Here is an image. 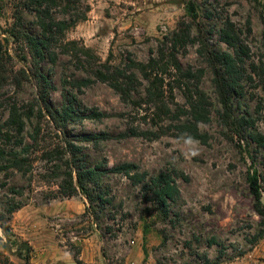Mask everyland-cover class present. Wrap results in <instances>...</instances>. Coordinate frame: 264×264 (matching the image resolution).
<instances>
[{"label": "rangeland", "instance_id": "374dc122", "mask_svg": "<svg viewBox=\"0 0 264 264\" xmlns=\"http://www.w3.org/2000/svg\"><path fill=\"white\" fill-rule=\"evenodd\" d=\"M70 1L75 5L72 15L85 19L66 32V39L91 49L104 63L112 56L116 67L131 60L147 63L181 23L192 27V41L197 38L199 24L215 50L234 54L223 41V31L229 25L250 52L248 66L264 62V0ZM190 2L199 8L196 23L188 14ZM15 3L0 0V42L20 69L30 64L22 61L9 36ZM26 23L32 35L42 34L34 16L26 15ZM176 54L186 71L204 72L199 81L184 84L191 88L190 93L199 86L207 97L211 120L199 125L200 132L209 137L207 145L176 137L175 126L186 122L185 118L167 121L159 129L132 120L134 109L107 84L96 82L82 91L63 84L90 78L77 69L71 57H63L57 66L44 64V72L52 80L50 104L62 110L72 96L75 99L80 119L69 125L68 136L72 140L107 137L97 147L74 142L83 148L78 158L85 167L104 172L101 186L109 203L96 208L98 219L85 215L89 202L83 194L67 198L60 193L65 169L58 168L62 163H47L40 152L25 154L31 162L27 172L0 169V222L11 227L13 243L26 242L33 248L30 264H264V236L260 237L264 221L254 209L247 182L249 171H258L264 202V146L258 145L264 139L262 76H253L254 81L246 83V95L234 99L236 117H245L254 125L231 137L221 120L213 76L199 43L183 44ZM39 88L35 81L22 89L12 84L0 88V128L14 135L8 150L23 149L16 145L17 133L7 123L12 107L24 112L27 106H35ZM187 94V89H175L178 109H189ZM35 126V118L27 120L21 135L24 146L32 144L29 136ZM161 128L169 131L158 139L121 137L136 129L160 133ZM44 133L58 142L50 125H44ZM2 140L0 144L5 146ZM124 164L135 165L133 172L148 173L146 181L136 184L113 171ZM162 173L172 174L180 191L170 204L167 220L158 217L146 188ZM16 204H21V209L10 215L9 208ZM3 256L24 264L0 228V258Z\"/></svg>", "mask_w": 264, "mask_h": 264}, {"label": "trees", "instance_id": "16d2710c", "mask_svg": "<svg viewBox=\"0 0 264 264\" xmlns=\"http://www.w3.org/2000/svg\"><path fill=\"white\" fill-rule=\"evenodd\" d=\"M15 2L13 7L14 23L9 30V36L19 51L22 61L29 63L30 67L18 69L14 63V57L9 51H4L0 42V88L5 84H12L16 88L22 89L24 84L31 81L40 84V88L35 98L36 105L27 106L24 112L18 110L16 106L12 107L7 122L9 127L17 133L16 145L23 147L22 152L8 150V145L14 139L13 132L6 131L4 133L0 128V139L7 143L5 146L0 144V169L3 172L10 170L27 172L26 169L31 167V162L25 157V154L32 151L42 153V158L47 163L61 162L62 167L59 166L58 169L65 170L60 193L67 198L75 197L79 193L83 194L89 202L85 215L98 219L99 214L96 208L105 206L109 202L106 200L104 189L101 186L104 172L100 168L85 167L78 158L82 154L83 148L74 141L82 144L91 143L97 147L107 137L93 135L77 137L76 140H72L68 136L69 125L80 119L74 108L75 99L72 96L68 101L69 104L62 110H56L50 104L48 95L52 87V80L49 77L50 74L47 75L44 72L45 63L57 66L63 57H71V60L76 63L77 69L85 72L90 78L76 79L73 82L65 80L63 84H71V88L77 91H82L83 88L96 82L107 84L120 96L123 103L134 109L131 114L132 120L139 119L144 125H151L159 129L167 121L178 120L180 122L185 118L186 122L175 126L178 131L176 137L179 140L199 141L207 145L209 137L202 134L199 129L201 123H208L211 120L207 97L199 86L194 90V93H190L191 88L188 84H184L193 79L199 81L204 72L201 70L196 73L192 70L186 71L176 54L178 48L183 44L197 42L200 45V54L205 58L213 76V85L221 106L220 117L229 132L228 136L242 135L246 128L254 125L245 117H236L234 99L243 98L246 95V83L253 82V76H262L264 83V62L261 66L255 64L248 66L247 60H250V52L247 47L240 44V40L232 31L231 26L228 25L227 30L223 31V41L234 50V54L215 50L199 24H197V38H193L194 41H192V27L181 23L179 30L172 34L170 40L167 39L160 43L161 49L147 63L131 60L126 66L116 67L111 63L112 56L104 63L91 49L85 46L80 47L78 42L66 39V32L85 19L72 15V10L75 8L72 1L15 0ZM187 10L192 21L196 23L199 19V8L196 3L190 2ZM26 15L34 16L36 24L42 31L40 36H34L27 30ZM145 83H147L146 86ZM144 86L145 90L141 93ZM177 87L187 89L186 97L189 109L177 108L174 102V91ZM173 106L176 108L173 109ZM33 118L36 119V126L29 136L32 144L24 146V139L21 135L26 130L27 120ZM45 124L50 125L57 132L55 136L58 142H55L51 135L44 133ZM161 129L163 130V128ZM168 131L163 130L156 133L136 129L131 134H123L121 137L132 135L158 139ZM258 145L264 146V139L258 142ZM135 169L136 166L133 164H124L113 171L125 175L136 184L145 182L148 173L133 172ZM247 182L254 200V209L264 221L263 187L258 171L250 170ZM147 187L148 193L152 196L153 203L157 207L158 217L167 220L170 204L175 200V196L180 194L173 175L162 173L153 178L150 184H146ZM21 207V204L11 206L8 213L13 215ZM0 228L8 242L12 243V247H16L17 258L24 264H30L33 248L26 242L16 241L13 243L15 235L7 224L0 222ZM263 236L264 232L260 237ZM5 246L8 248L7 245ZM0 264L15 263L3 256L0 258Z\"/></svg>", "mask_w": 264, "mask_h": 264}]
</instances>
